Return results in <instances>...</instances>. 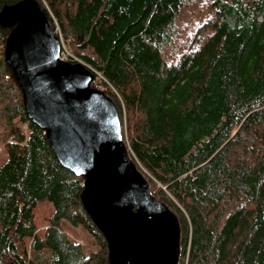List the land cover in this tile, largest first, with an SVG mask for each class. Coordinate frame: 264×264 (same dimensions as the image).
I'll use <instances>...</instances> for the list:
<instances>
[{
    "label": "trees",
    "instance_id": "trees-1",
    "mask_svg": "<svg viewBox=\"0 0 264 264\" xmlns=\"http://www.w3.org/2000/svg\"><path fill=\"white\" fill-rule=\"evenodd\" d=\"M35 1L66 60L100 76L90 87L113 101L136 169L176 216L177 264H264V0ZM12 28L0 26V264H109L85 177L26 115Z\"/></svg>",
    "mask_w": 264,
    "mask_h": 264
},
{
    "label": "water",
    "instance_id": "water-1",
    "mask_svg": "<svg viewBox=\"0 0 264 264\" xmlns=\"http://www.w3.org/2000/svg\"><path fill=\"white\" fill-rule=\"evenodd\" d=\"M0 26H13L5 55L26 115L62 166L85 177L81 203L106 240L109 264H177V218L150 194L124 145L115 104L89 85L93 71L59 59L60 41L35 0L2 8Z\"/></svg>",
    "mask_w": 264,
    "mask_h": 264
},
{
    "label": "rangeland",
    "instance_id": "rangeland-1",
    "mask_svg": "<svg viewBox=\"0 0 264 264\" xmlns=\"http://www.w3.org/2000/svg\"><path fill=\"white\" fill-rule=\"evenodd\" d=\"M100 76H95L93 81H96V85L98 82V79ZM101 89L103 88L102 86L100 87ZM100 89V90H101ZM52 211V206L49 202L45 201L41 204H39L36 209L34 210V224L37 227V229L40 231L43 226H44V218L47 216L49 213Z\"/></svg>",
    "mask_w": 264,
    "mask_h": 264
},
{
    "label": "built area",
    "instance_id": "built-area-1",
    "mask_svg": "<svg viewBox=\"0 0 264 264\" xmlns=\"http://www.w3.org/2000/svg\"><path fill=\"white\" fill-rule=\"evenodd\" d=\"M67 55H68L67 52H65V53L63 52V53H61L60 58L61 59H66Z\"/></svg>",
    "mask_w": 264,
    "mask_h": 264
}]
</instances>
